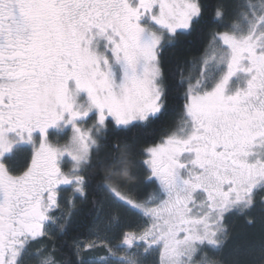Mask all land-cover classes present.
Returning a JSON list of instances; mask_svg holds the SVG:
<instances>
[{
    "label": "snow or ice",
    "instance_id": "1",
    "mask_svg": "<svg viewBox=\"0 0 264 264\" xmlns=\"http://www.w3.org/2000/svg\"><path fill=\"white\" fill-rule=\"evenodd\" d=\"M260 192L264 0H0V264H264Z\"/></svg>",
    "mask_w": 264,
    "mask_h": 264
},
{
    "label": "trees",
    "instance_id": "2",
    "mask_svg": "<svg viewBox=\"0 0 264 264\" xmlns=\"http://www.w3.org/2000/svg\"><path fill=\"white\" fill-rule=\"evenodd\" d=\"M178 55H180V53L178 51L170 50L169 52L165 53V59H166V61L167 60L171 61ZM195 69L196 68L192 69V73H194ZM174 102L178 104L179 100L174 98ZM101 137H103V134L99 138V142L101 145L99 153H97L95 151L93 152L94 163L97 161L99 156H105L108 153H111L112 158H116L119 156V152L117 150L111 149V143L114 140L120 139V137L116 136L114 134H110L108 136L107 141H105ZM27 158H28L27 153L22 152L21 150L17 149V152L12 159V164L16 168H22L26 164ZM133 183L134 182H130L128 186H126V187L120 186L119 188L127 191L130 194H135V196H136L137 193H136L135 187L133 186ZM106 195L108 196L109 200L112 199L110 193H106ZM261 196H264V192L257 193L256 199H257L258 205H259V200H260ZM113 214L121 216V221L123 222V218H124L125 214L118 205L113 204L111 210L107 214L108 218H111V216ZM250 215L258 216V215H260V213L258 212V210H253V212L250 213ZM235 223H236V235L232 241V244L229 246V249H227L225 251V256H224L225 259L229 258L230 252L234 249L240 248L242 246H246L248 244H257L258 245L260 243V231H259V225L258 224L253 225V226L244 225L243 224V217H240L239 221H236ZM138 255L140 257H137L135 259V257ZM130 261L135 263V264H140V263H142V264H153V260L152 259L149 260L148 258L144 257L140 250H136L133 253H130L129 255H127L126 259L123 261V264H126L127 262H130ZM108 262L120 264V262H118L116 260H109Z\"/></svg>",
    "mask_w": 264,
    "mask_h": 264
},
{
    "label": "rangeland",
    "instance_id": "3",
    "mask_svg": "<svg viewBox=\"0 0 264 264\" xmlns=\"http://www.w3.org/2000/svg\"><path fill=\"white\" fill-rule=\"evenodd\" d=\"M198 71V69H195L194 70V73H193V75H195L196 74V72ZM92 121H88L87 123H85V124H83L82 125V127H84V128H90V127H92ZM103 133H101L100 134V136L102 135ZM54 136H57V135H59L60 136V142L63 144V143H66L67 142V133H54L53 134ZM93 135H94V137H96V133L94 132L93 133ZM100 136L99 137H96L97 139H99L100 138ZM19 150H21L22 152H25V153H27L28 154V157L30 156V154H31V151H32V146H30V145H27V146H24V147H22V148H19ZM27 162V161H26ZM61 163L66 167V168H71V167H73V161L70 159V158H65L64 160H62L61 161ZM119 191H121L124 195H126V196H129V197H131L132 199H135V194H130V193H128L127 191H125V190H122V189H118ZM133 253V252H132ZM142 253V252H141ZM125 254V256H127V255H129V254H127V252L126 253H124ZM137 257H140L139 255L138 256H136L135 257V259L137 258ZM146 258H148L149 260L150 259H152L153 260V264H155V259H156V252L155 251H153L148 257H146ZM115 264V263H112V262H108V261H100L99 262V264ZM126 264H135V263H133V262H127ZM140 264H142V263H140Z\"/></svg>",
    "mask_w": 264,
    "mask_h": 264
},
{
    "label": "flooded vegetation",
    "instance_id": "4",
    "mask_svg": "<svg viewBox=\"0 0 264 264\" xmlns=\"http://www.w3.org/2000/svg\"><path fill=\"white\" fill-rule=\"evenodd\" d=\"M127 254H129V253H127Z\"/></svg>",
    "mask_w": 264,
    "mask_h": 264
}]
</instances>
